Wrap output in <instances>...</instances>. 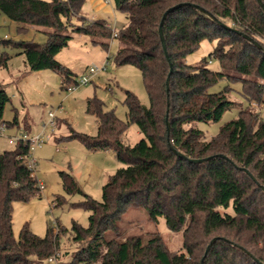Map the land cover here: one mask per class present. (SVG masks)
<instances>
[{"label": "trees", "instance_id": "16d2710c", "mask_svg": "<svg viewBox=\"0 0 264 264\" xmlns=\"http://www.w3.org/2000/svg\"><path fill=\"white\" fill-rule=\"evenodd\" d=\"M114 1L126 14L115 36L121 43L116 61L133 63L141 70L149 104L127 90L124 121L101 99L90 97L87 111L97 117V134L72 130L88 149H112L123 163L104 184L101 201L85 195L82 204L90 211L89 224L73 225L79 245L72 264H264V116L251 103L210 139L194 125L219 120L236 105L228 95L230 87L209 91L221 79L240 80L250 102H263V7L258 0ZM83 2L0 0V13L22 23L21 29L28 25L54 29L46 32L43 44L24 39L0 43L21 49L27 72L54 70L67 88L76 79L56 56L73 38L68 31L113 37L104 19L86 21ZM178 3L189 4L172 11L163 26L173 66L167 91L170 62L159 27L163 13ZM74 18L81 22L74 23ZM204 39L215 42L210 59L203 58L201 65L186 61ZM95 41L109 46L107 41ZM11 58L8 50H0V68L8 67ZM212 58L218 60L219 70L206 66ZM9 101L11 96L0 82V128L17 123V118L12 123L3 118ZM131 124L143 135L133 145L124 141ZM30 146L29 140L20 139L15 148L0 149V264H40L59 257L60 230L55 233L49 227L42 237L25 224L19 237L14 234V203L28 201L41 191L35 170L25 161ZM210 156L203 162L189 160ZM62 174L66 188L78 190L72 175ZM132 208L145 209L154 224L164 218L170 230L182 231L183 246L170 249L157 231L120 239L121 221ZM214 237L219 239L204 257Z\"/></svg>", "mask_w": 264, "mask_h": 264}, {"label": "rangeland", "instance_id": "374dc122", "mask_svg": "<svg viewBox=\"0 0 264 264\" xmlns=\"http://www.w3.org/2000/svg\"><path fill=\"white\" fill-rule=\"evenodd\" d=\"M86 21L104 19L106 23L119 31L126 22V14L114 0H84L82 9ZM79 24L78 18L72 20ZM23 24L10 19L4 13H0V40L11 39L18 41L33 40L45 43L47 31L53 28L45 26L28 25L21 29ZM73 35L69 44L58 54L57 59L63 65L73 70V78L78 79L87 73L90 65L101 66L108 61L105 69H100L92 77L88 84L77 86L69 91L63 85V77L60 73L43 69L27 72V65L23 54H19L20 48L5 46L0 43V50H8L12 55L9 66L0 68V82L3 83L11 96V101L6 104L3 118L17 123L8 124L1 128L0 148L2 150L13 149L17 141L14 136L27 133L35 137L44 132L45 141L34 151L37 160L35 175L41 187L40 195L32 197L28 201H16L14 203L13 226L14 234H19L25 224L39 236H45L48 228L59 233V257L54 260H44L40 264H72L79 243L74 240V223L88 226L90 211L83 206L85 195L101 201L103 186L123 163L118 159L112 149L90 150L81 139L73 135L72 130L97 134V117L87 111L88 98L101 99L105 108L114 110L122 120L127 119V105L124 100L126 91L134 92L140 101L149 104V97L145 89L141 70L133 63L118 64L116 53L121 43L118 38H101L87 34H79L68 31ZM99 41L109 42L106 48ZM215 48V42L204 39L197 50L186 57V61L201 65L203 58L210 59V54ZM213 70H219L220 64L216 58L206 64ZM231 74L250 78L248 75ZM230 87L229 97L236 101V105L224 112L216 121H196L194 125L201 129L206 138L217 135L221 126L228 121L237 118L241 109L251 103L264 116L263 102H250L243 94V85L240 80L221 79L209 87L210 92H218ZM53 112L54 125H50L49 113ZM143 135L135 124H131L124 135V141L128 144L137 143ZM72 175L76 183V189L69 191L65 186L64 175ZM120 239L129 235L142 234L152 231L159 232L170 249L178 250L183 246L182 231H172L167 227L164 218L156 224L148 219V213L143 208L128 210L121 221ZM116 235L109 234V237ZM82 264V263H78ZM89 264H99L92 262Z\"/></svg>", "mask_w": 264, "mask_h": 264}, {"label": "built area", "instance_id": "2783aa9c", "mask_svg": "<svg viewBox=\"0 0 264 264\" xmlns=\"http://www.w3.org/2000/svg\"><path fill=\"white\" fill-rule=\"evenodd\" d=\"M107 26L110 27L112 29V32H113V37H115L118 33V31L116 30V28L112 27V24L108 23L107 22ZM108 61H105L103 62V64L101 66H98L96 64L94 65H90L88 68H87V73L83 74L80 78H78L76 80V82L72 83L71 85H69L67 87V89L69 91H73L77 88V86H80V85H83V84H88L91 80H92V77L97 73V71H99L100 69H105L106 68V64H107ZM49 124L50 125H54L55 122H54V119H53V116H54V113L53 112H50L49 113ZM0 133H1V128H0ZM14 139L16 141L22 139V140H29L30 143H31V146H30V154L27 156V158H25V161L27 163V165L29 167H31L32 169L35 170V166H36V158L34 156V151L37 147L41 146L42 143L45 141L44 139V132H40L38 135H36L35 137H30L27 133H23L21 134L20 136H14ZM50 261L54 260L53 257H51L49 259Z\"/></svg>", "mask_w": 264, "mask_h": 264}, {"label": "water", "instance_id": "95a60500", "mask_svg": "<svg viewBox=\"0 0 264 264\" xmlns=\"http://www.w3.org/2000/svg\"><path fill=\"white\" fill-rule=\"evenodd\" d=\"M258 2L261 4V6L263 7L264 9V3L262 0H258ZM186 4H189V3H178L174 6H171L169 7L164 13H163V16H162V19H161V23H160V27H159V33H160V38H161V43H162V47H163V51L165 53V56L167 58V60L170 62V57H169V54H168V48H167V43H166V39H165V36H164V30H163V26H164V22L167 18V16L172 12L174 11L175 9L181 7V6H184ZM201 10L203 11H206L204 8L200 7ZM208 12V11H206ZM246 38L252 40L256 45L259 46V43L252 39L251 37H249L248 35H245ZM172 72H173V66H172V63L170 62V71H169V74H168V77H167V91H169L170 89V79H171V76H172ZM170 106V102H168V108ZM168 131L170 130V124L168 123ZM176 153L180 156H184V154H182L181 152L179 151H176ZM220 156H223V155H220ZM212 156L210 157H205V158H189V160L193 161V162H203L205 160H208L209 158H211ZM245 171L252 177V179H255L254 175L252 173H250L247 169H245ZM264 188V187H263ZM219 237H214L209 245L207 246L206 248V251H205V255L204 257L208 254L209 250L211 249L212 245L215 243L216 240H218ZM204 261V258L202 259V262Z\"/></svg>", "mask_w": 264, "mask_h": 264}, {"label": "crops", "instance_id": "0c3cea01", "mask_svg": "<svg viewBox=\"0 0 264 264\" xmlns=\"http://www.w3.org/2000/svg\"><path fill=\"white\" fill-rule=\"evenodd\" d=\"M45 32H48V31H47V29H46V31H45ZM71 70H72V69H71ZM72 71H73V70H72ZM0 149H1V148H0Z\"/></svg>", "mask_w": 264, "mask_h": 264}]
</instances>
